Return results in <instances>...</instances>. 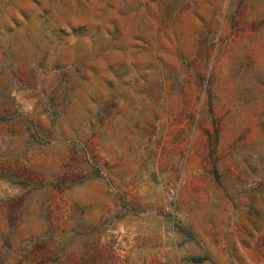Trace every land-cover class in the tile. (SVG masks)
Instances as JSON below:
<instances>
[{
    "label": "rangeland",
    "instance_id": "rangeland-1",
    "mask_svg": "<svg viewBox=\"0 0 264 264\" xmlns=\"http://www.w3.org/2000/svg\"><path fill=\"white\" fill-rule=\"evenodd\" d=\"M0 264H264V0H0Z\"/></svg>",
    "mask_w": 264,
    "mask_h": 264
}]
</instances>
